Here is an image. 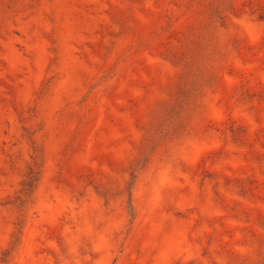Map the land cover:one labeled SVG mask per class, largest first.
<instances>
[{
  "label": "rangeland",
  "instance_id": "obj_1",
  "mask_svg": "<svg viewBox=\"0 0 264 264\" xmlns=\"http://www.w3.org/2000/svg\"><path fill=\"white\" fill-rule=\"evenodd\" d=\"M0 264H264V0H0Z\"/></svg>",
  "mask_w": 264,
  "mask_h": 264
}]
</instances>
